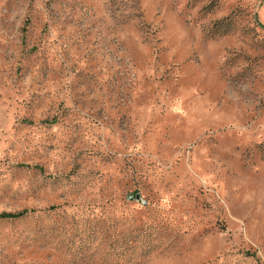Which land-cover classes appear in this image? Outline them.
Masks as SVG:
<instances>
[{"label":"rangeland","instance_id":"obj_1","mask_svg":"<svg viewBox=\"0 0 264 264\" xmlns=\"http://www.w3.org/2000/svg\"><path fill=\"white\" fill-rule=\"evenodd\" d=\"M261 24L264 0H0V213L29 210L0 264H264Z\"/></svg>","mask_w":264,"mask_h":264},{"label":"trees","instance_id":"obj_2","mask_svg":"<svg viewBox=\"0 0 264 264\" xmlns=\"http://www.w3.org/2000/svg\"><path fill=\"white\" fill-rule=\"evenodd\" d=\"M261 25L264 28V25L263 24H261ZM129 195H134L136 197L139 194L137 192H134V193H131ZM133 201H135V200H133ZM28 213H29L28 209H24V210H21L19 212H2V213H0V219H17V218L25 216Z\"/></svg>","mask_w":264,"mask_h":264},{"label":"built area","instance_id":"obj_3","mask_svg":"<svg viewBox=\"0 0 264 264\" xmlns=\"http://www.w3.org/2000/svg\"><path fill=\"white\" fill-rule=\"evenodd\" d=\"M129 199L130 200H135L137 202H139L142 205H145L147 203V201L145 199H143L140 195L138 196H134V195H129Z\"/></svg>","mask_w":264,"mask_h":264}]
</instances>
